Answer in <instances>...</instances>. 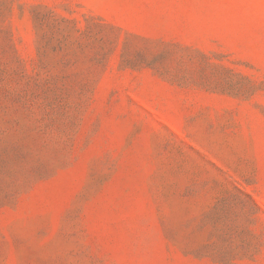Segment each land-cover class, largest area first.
Here are the masks:
<instances>
[{
	"label": "rangeland",
	"instance_id": "374dc122",
	"mask_svg": "<svg viewBox=\"0 0 264 264\" xmlns=\"http://www.w3.org/2000/svg\"><path fill=\"white\" fill-rule=\"evenodd\" d=\"M0 264H264V0H0Z\"/></svg>",
	"mask_w": 264,
	"mask_h": 264
}]
</instances>
